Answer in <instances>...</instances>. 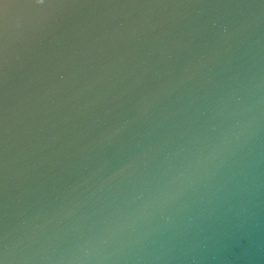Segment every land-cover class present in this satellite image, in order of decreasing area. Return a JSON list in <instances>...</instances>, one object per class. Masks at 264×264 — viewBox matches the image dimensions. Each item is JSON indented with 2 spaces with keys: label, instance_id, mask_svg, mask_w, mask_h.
<instances>
[{
  "label": "water",
  "instance_id": "obj_1",
  "mask_svg": "<svg viewBox=\"0 0 264 264\" xmlns=\"http://www.w3.org/2000/svg\"><path fill=\"white\" fill-rule=\"evenodd\" d=\"M3 0L0 264H264V0Z\"/></svg>",
  "mask_w": 264,
  "mask_h": 264
},
{
  "label": "snow or ice",
  "instance_id": "obj_2",
  "mask_svg": "<svg viewBox=\"0 0 264 264\" xmlns=\"http://www.w3.org/2000/svg\"><path fill=\"white\" fill-rule=\"evenodd\" d=\"M3 0H0V3H2ZM49 5V0H26L25 3H23L22 7H36V8H43V7H48ZM6 20L0 21V40L3 38V34L6 31Z\"/></svg>",
  "mask_w": 264,
  "mask_h": 264
}]
</instances>
